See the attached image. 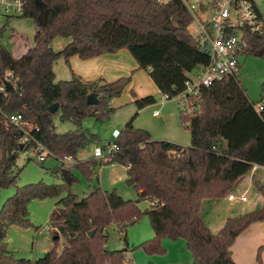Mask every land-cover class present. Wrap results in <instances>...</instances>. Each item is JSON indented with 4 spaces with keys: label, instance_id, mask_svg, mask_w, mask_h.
<instances>
[{
    "label": "trees",
    "instance_id": "obj_1",
    "mask_svg": "<svg viewBox=\"0 0 264 264\" xmlns=\"http://www.w3.org/2000/svg\"><path fill=\"white\" fill-rule=\"evenodd\" d=\"M23 2L20 16L34 19L38 31L35 45L19 58L0 42V88L8 82L11 87L0 90V192L16 183L19 174H14V167L20 153L28 150L21 149L22 131L9 121L11 115H23L33 123L39 129L34 135L56 159L76 158L94 139L83 128V121L108 116L113 111L110 101L132 82L131 77L111 83L103 79L85 82L76 76L58 81L54 65L61 57L68 63L74 56L89 60L125 49L140 69L150 71L160 93L171 96L184 91L189 73L210 62L189 30L193 18L180 0ZM42 5L47 7L45 27L39 22ZM58 37L71 39L60 52L52 47ZM247 40L245 54L264 58V38L247 35ZM91 94L97 97V104H88ZM199 102L198 113L186 119L191 134L188 148L154 141L147 131L136 129L132 120L115 140L117 150L103 164L127 168V184L138 191L137 202L101 188L79 199L69 192L76 177L64 167L54 171L61 177V185L17 187L0 210V264H130L126 262L128 249H107V229L115 224L126 233L141 218L137 204L144 200L151 202L146 214L155 233L145 245L148 251L161 252V240L169 237L186 241L193 264H237L232 247L251 225L264 222V205L258 211L228 218L218 233L205 224L200 210L206 200L227 197L254 165L264 167V112H257V104L249 100L237 75L201 89ZM155 103L154 96H147L135 105L142 110ZM54 104L59 105L56 113L50 110ZM56 115L73 123L75 130L57 133ZM89 164L79 167L87 171ZM255 185L264 199V186ZM47 198H60L51 216V233L55 243L63 238L66 244L61 252L55 247L37 260L17 258L8 249V229L32 227L30 202Z\"/></svg>",
    "mask_w": 264,
    "mask_h": 264
},
{
    "label": "rangeland",
    "instance_id": "obj_2",
    "mask_svg": "<svg viewBox=\"0 0 264 264\" xmlns=\"http://www.w3.org/2000/svg\"><path fill=\"white\" fill-rule=\"evenodd\" d=\"M254 2L264 17V0H254ZM189 30L194 37L197 36L199 29L195 21L189 26ZM37 31L38 24L34 19L0 11V42L9 50L15 47L16 52H23V50L32 48L35 45ZM70 41V38L58 37L52 42V47L56 52H60ZM71 59L67 63L65 58L61 57L55 63L54 71L58 81H71L74 76L78 77L75 66L70 63ZM239 62L237 78L246 90L249 100L253 104H258L263 97L264 58L244 54L239 57ZM139 71V75H150L149 70L140 69ZM129 77L132 78V76ZM140 89V86L135 88L130 84L119 97L110 101V107L113 111L108 116L100 120L89 117L83 121V128L90 135H94V139L77 155L76 161L63 164L59 159L50 156L42 163L34 152L30 150L21 152L14 167V174H19L18 179L14 185L1 190L0 210L16 194L17 187L38 183L61 185L62 179L54 171L62 167L72 171L76 177V182L69 192L79 199L86 198L96 188H101L104 192H115L126 201H139L138 191L127 184V169L118 164H114V166L112 164L104 165L102 159L94 158V149L109 147L104 150L105 155H107L115 142L113 140L114 131L116 129L123 131L126 123L131 120L136 129L147 131L157 141H168L184 148L191 146V134L187 129V120L179 110L177 102L170 100L162 103V94H158L154 96L155 104L139 110L133 101L131 92L138 94ZM157 111L160 113L159 118L153 116V113ZM54 125L56 132L60 134L73 131L76 128L73 123L62 121L59 115L55 116ZM1 156L0 152V159ZM93 160H96L95 163H92ZM89 162L87 171L79 167L80 164ZM250 176V173L246 175L243 188H246ZM253 187L247 194L250 203L245 204L240 200L232 203L231 208L235 212L241 206H246L245 212L254 208L256 195L259 193L257 187ZM232 193L233 191H230L226 196ZM67 194L68 192L64 193L62 197L67 196ZM234 195H239V193L234 190ZM59 200L60 198H47L31 201L29 212L32 227H9L6 242L8 249L14 252L17 258L37 260L55 247L58 251H62L66 244L65 240L61 238L58 243H55L53 241L54 235L51 233L53 231L51 216ZM229 205L213 206V204H206L205 209L207 213L211 212V209H215L218 214H222L226 212ZM137 207L142 216L135 224L127 227L126 233L122 234L115 224L108 227L107 249L109 251L128 249L134 264H193V255L184 240L163 238L160 242L161 252L153 253L145 248L147 242L155 237L150 219L146 214L147 210L151 208V202L140 201ZM214 213L212 214L215 215Z\"/></svg>",
    "mask_w": 264,
    "mask_h": 264
},
{
    "label": "built area",
    "instance_id": "obj_3",
    "mask_svg": "<svg viewBox=\"0 0 264 264\" xmlns=\"http://www.w3.org/2000/svg\"><path fill=\"white\" fill-rule=\"evenodd\" d=\"M180 1L191 14L193 21L197 23L199 31L195 39L199 50L209 56L210 62L188 74L184 91L174 96L162 94L161 102L175 100L183 116L191 119L200 109L201 89L209 88L223 81L225 77L238 74L239 57L245 54L248 47L247 35L264 38V17L253 0ZM23 7V0H0V10L8 14L21 15ZM8 77L12 78L13 75L9 73ZM6 86L4 84L0 90L4 91ZM256 110L258 113L264 112V100L256 105ZM159 114L157 111L153 113V116L157 117ZM9 121L22 131L23 147L34 152L40 162L44 163L47 157H54L34 135V132H39V129L33 123L20 114L11 115ZM116 150V146L112 145L107 155ZM107 155L98 157L106 160ZM59 160L63 164H70L76 161V158L65 156ZM237 199L246 202L247 196L242 195L236 198L233 193L228 196L229 201ZM126 262L134 264L130 252L126 254Z\"/></svg>",
    "mask_w": 264,
    "mask_h": 264
},
{
    "label": "crops",
    "instance_id": "obj_4",
    "mask_svg": "<svg viewBox=\"0 0 264 264\" xmlns=\"http://www.w3.org/2000/svg\"><path fill=\"white\" fill-rule=\"evenodd\" d=\"M10 51L13 53V55L16 58H19L23 54H25L27 50L25 51L23 50V52L21 51L16 52V48L13 47L12 50ZM70 63L73 66H75V70L77 73L76 75L85 82H95L97 80L103 79L104 81L111 83L117 81L118 79L132 76L131 85L134 86L135 88L137 86L141 87L140 93L135 94L133 93V91L131 92L134 103L137 100L142 99L144 97L157 96L158 94H161L150 75H139L140 69L137 61L132 57L130 52L125 49L120 50L114 54H106L89 60H82L78 56H74L70 60ZM159 117L160 114L156 118ZM128 123H126V125ZM121 132L122 131H120L119 129H116L114 131L113 133L114 141L117 139V137L120 135ZM152 140L157 141L153 138ZM105 148L108 149L109 147L95 148L93 151L94 158L98 159L99 158L98 156L105 155L104 153ZM112 165L114 166V164ZM259 173H261L262 175ZM250 174L251 176L248 179L246 188H243V184H244L243 182L246 176L235 187L234 190H236L237 193H239V195H235L236 198L242 195L247 196L249 191L252 188H254L253 186H256L255 183H257L259 186H264V167L254 165V168L250 172ZM234 190H233V194H234ZM235 201H239V199ZM235 201H229L228 196L225 197L224 199L204 201L202 208L200 210V215L203 218L205 224L210 228V230L213 233L220 232L222 228L225 226L228 218L233 216L235 217L237 215L239 216L243 214H248V212L251 213L258 211L264 205V199L260 193L259 195H256L254 208H250L248 212H245L246 206H241L237 208L238 210L237 212H235V210L231 208L232 203ZM244 203L245 204L250 203L248 196H247V201ZM206 204H213V206H218L219 204H222V206L226 204H230V205L229 207L227 206L226 212L222 214H218L215 209H211L210 210L211 212L207 213L205 209ZM212 213H214L215 215H213ZM232 252H233V259L237 264H258L257 263L258 257L260 258V264H264V222H258L253 224L242 234H240L232 247Z\"/></svg>",
    "mask_w": 264,
    "mask_h": 264
},
{
    "label": "water",
    "instance_id": "obj_5",
    "mask_svg": "<svg viewBox=\"0 0 264 264\" xmlns=\"http://www.w3.org/2000/svg\"><path fill=\"white\" fill-rule=\"evenodd\" d=\"M39 22L42 27H45L47 25V7L45 5H42V11L39 16ZM7 88L10 89V85L7 84ZM87 102L89 105H94L98 103V99L94 94H91L87 97ZM59 109L58 104H54L50 107V110L52 113H56ZM23 148V145H21V149Z\"/></svg>",
    "mask_w": 264,
    "mask_h": 264
}]
</instances>
